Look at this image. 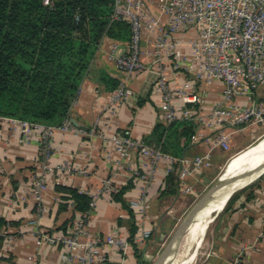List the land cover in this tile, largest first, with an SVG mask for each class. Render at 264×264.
Listing matches in <instances>:
<instances>
[{
  "label": "crops",
  "instance_id": "0c3cea01",
  "mask_svg": "<svg viewBox=\"0 0 264 264\" xmlns=\"http://www.w3.org/2000/svg\"><path fill=\"white\" fill-rule=\"evenodd\" d=\"M115 45L127 49L126 41L102 39L72 106L70 117L79 125L73 123L74 126L87 129L81 133L73 129H57L54 133L51 160L54 169L47 176L42 213L37 212V202L32 194L33 178L40 172L39 135L34 134L30 141L24 142L18 128L7 119L0 120V232L4 234L0 240V264H60L62 247L49 244L36 231H56L65 222L71 223L82 217V213L75 209L70 194L58 189L57 185L75 187L94 196L95 205L85 217L91 236L105 239L109 234H117L129 242L126 251L107 246L105 264L148 262L151 250L175 228L187 211L180 183L168 177L172 172L167 171L166 163L159 165L154 179L145 181L134 176L130 168L142 167L143 159L137 151H132L122 166L115 165L116 153L112 157L106 156L103 134L108 123V133L129 130L133 137L143 141L152 139L158 124H165L159 109L161 96L154 88L155 76L149 71L126 80L135 92L134 97L121 105L115 118L109 122L108 103L113 91L106 87L101 73L119 83L122 81L123 76L110 59ZM169 78L173 85H181L191 80L192 75L169 72ZM200 88L206 93L205 101L188 107L197 112H208L213 102L221 97L223 84L202 83L198 86ZM263 94L264 89H260L258 96ZM200 131L208 132L204 128ZM238 131L244 132L235 136ZM238 131L234 133L228 150L216 148L211 152V168L199 171L189 179L194 187L193 194H196L195 183L211 182L213 174L225 162L228 164L242 153L229 159L233 144H237V149L246 146L249 138L260 130L252 126ZM259 142L261 138L256 144ZM206 151V146L199 145L192 138L185 156L194 157ZM255 163L254 160L250 167L248 164L232 175L230 183L234 185L228 187L231 189L222 199L223 209L220 207L217 225L209 232L203 250L195 252L187 264H231L235 258L243 264H264V159L254 166L256 171L249 174ZM106 181L110 182L113 191H106ZM123 187H126L125 205L114 200L112 195ZM142 195H145L146 203L140 213L132 208L131 200ZM62 205L65 208L60 209ZM142 228L150 229L152 235L139 244L134 241V235Z\"/></svg>",
  "mask_w": 264,
  "mask_h": 264
},
{
  "label": "built area",
  "instance_id": "2783aa9c",
  "mask_svg": "<svg viewBox=\"0 0 264 264\" xmlns=\"http://www.w3.org/2000/svg\"><path fill=\"white\" fill-rule=\"evenodd\" d=\"M43 2L52 4V0ZM112 7L111 20L128 23L131 38L126 50L115 45L110 53L123 79L108 103L109 122L118 108L134 97L135 92L126 80L149 71L155 76L154 88L161 96L159 109L164 123L195 122L197 129L192 138L206 146L207 151L194 157H176L155 144L133 137L129 130L108 133V123L103 134L106 156L116 153L115 165L122 166L130 153L137 151L143 159L142 167L130 168L134 176L145 181L154 179L159 165L166 163L167 171L176 174L180 191L192 193L194 187L189 179L211 168L214 149L228 150L233 134L239 129L253 126L264 131V94L258 96L259 90L264 89V0H113ZM169 72L191 74L192 79L173 85ZM215 82H221L223 89L208 112L188 107L205 101L206 93L198 89L199 85ZM3 119L21 131L24 142L30 141L34 134L39 135L40 172L33 178L32 194L37 212L42 213L47 176L54 169L51 160L55 131L85 130L74 126L71 117L59 126L0 116ZM202 128L208 132L200 131ZM105 189L113 191L109 181L105 182ZM91 197L90 204L94 207L95 198ZM145 203V195L131 200L132 208L140 213ZM36 232L49 244L62 247L60 264H105L107 246L124 251L129 246L117 234H109L105 239L91 236L83 216L71 222L65 232ZM1 235L4 236L2 232ZM151 235L150 229H139L134 241L142 244ZM231 264L243 263L235 258Z\"/></svg>",
  "mask_w": 264,
  "mask_h": 264
},
{
  "label": "trees",
  "instance_id": "16d2710c",
  "mask_svg": "<svg viewBox=\"0 0 264 264\" xmlns=\"http://www.w3.org/2000/svg\"><path fill=\"white\" fill-rule=\"evenodd\" d=\"M43 1L0 0V116L59 126L70 118L102 39L128 43L131 30L128 23L111 20L113 0H52L50 5ZM101 79L109 90L119 85L104 72ZM196 129L191 120L158 124L152 139L145 142L181 157ZM175 175L168 177L174 180ZM56 187L70 194L75 209L85 218L92 209V197L75 187ZM125 191L123 187L113 192V199L125 205ZM69 224L56 231L65 232Z\"/></svg>",
  "mask_w": 264,
  "mask_h": 264
},
{
  "label": "bare ground",
  "instance_id": "6f19581e",
  "mask_svg": "<svg viewBox=\"0 0 264 264\" xmlns=\"http://www.w3.org/2000/svg\"><path fill=\"white\" fill-rule=\"evenodd\" d=\"M263 159H264V139L261 140V142H259L255 146L251 147L250 149L242 152L240 155H237L235 158H233L230 161V165L228 167L225 182L230 183L232 175L237 170L244 168L248 164L250 167V163H252L255 160L256 163L251 166L250 171H249V174H253V172L256 171L255 169H257L254 166L256 164H258L260 161H262ZM239 181H241V180H239ZM235 188L233 189V191L235 190ZM224 190H226V188L218 191L216 196H214L210 200V203H212V206H211V211H210L208 217H206V219H205L203 215H198L194 219L190 228L188 229V231L186 232V234L182 238H184L187 234L192 232L194 227L196 226L195 231L190 233L188 235V237H186L185 241L182 242L181 244H179V246L174 250V252L166 257L167 261L165 259L163 264H166V263H168V264H187V262L192 257V255L201 248L203 241L204 240L206 241V239L208 237V234L210 232V228H211L213 222L219 216L220 207L222 204V199L225 196V195L221 196L222 192H224ZM229 197H230V195H228L227 200ZM221 209H223V205H222Z\"/></svg>",
  "mask_w": 264,
  "mask_h": 264
},
{
  "label": "rangeland",
  "instance_id": "374dc122",
  "mask_svg": "<svg viewBox=\"0 0 264 264\" xmlns=\"http://www.w3.org/2000/svg\"><path fill=\"white\" fill-rule=\"evenodd\" d=\"M245 131V130H244ZM244 131H238L237 133H235L236 135L235 136H238V134H241L242 132ZM234 135V134H233ZM251 135V133H250ZM249 135V136H250ZM245 137H247L246 135H244ZM233 138V136H232ZM261 138V140L264 138V131L263 130H260L259 133L254 136V137H251L249 138V142L248 144H245L246 146H241L242 148H239L237 149L236 145L237 144H233V148L231 150H229V154H231V156L229 157V159L233 158L235 155L243 152V151H246V149H250L251 147L255 146L256 143L259 141V139ZM235 143V142H234ZM156 145V144H155ZM158 146V145H157ZM160 147V146H159ZM161 148V147H160ZM228 159V160H229ZM227 160V161H228ZM226 164L227 162H225V164L222 166L221 169H218L215 174H213V180H211V182H208L207 184H198V183H195V189H196V194H193V193H185L183 192V199H185V205L188 206L187 208V211L183 214V216L181 217L180 221L178 222V224L181 222V220L183 219V217L187 214V212L191 209V207L205 194V192L210 188V186H212V184L217 180V178L222 174V172L224 171L225 167H226ZM247 181V180H246ZM244 181V182H246ZM211 206L212 204L210 203V201L208 202V204H206V206L199 212L198 215H203L204 218L206 219V217H208V213L211 211ZM197 220V219H196ZM202 220V219H201ZM219 219H216L211 228H210V231L213 230V228L217 225V222H218ZM178 224L175 226V228L169 232L163 239H160L159 240V244H157V246H155L152 250H151V257H149V261L147 262V264H153L154 261L158 258V256L160 255V253L163 251V249L165 248V246L168 244L171 236L173 235L175 229L177 228ZM195 228L196 226L194 227L193 231H195ZM190 232V233H192ZM189 233V234H190ZM187 234L184 238L182 237H179L178 239H176V241L174 242V244L171 246L167 256H169L171 253L174 252V250L179 246V244H181L182 242L185 241L186 237H188ZM205 241V240H204ZM204 241H203V244L200 248V250H203V247H204ZM166 261H167V258H166Z\"/></svg>",
  "mask_w": 264,
  "mask_h": 264
},
{
  "label": "water",
  "instance_id": "95a60500",
  "mask_svg": "<svg viewBox=\"0 0 264 264\" xmlns=\"http://www.w3.org/2000/svg\"><path fill=\"white\" fill-rule=\"evenodd\" d=\"M72 122L75 125L79 126L73 119H72ZM82 129H87V128L82 127ZM229 165H230V162L226 165L224 171L217 178V180L212 184V186H210V188L205 192V194L191 207V209L183 217V219L181 220V222L178 224L177 228L175 229L173 235L171 236L168 244L165 246V248L160 253L158 258L154 261L153 264H163L164 263V260L166 259L167 254H168L171 246L176 241V239H178L179 237H183L186 234V232L190 228L191 224L193 223L194 219L198 216L199 212L206 206V204H208V202L214 196H216L218 191L226 188V190H224V192H222L221 196H224L228 193V190L231 189L228 187L234 185V184L225 182L226 174H227ZM231 194H232V192L230 193V195Z\"/></svg>",
  "mask_w": 264,
  "mask_h": 264
}]
</instances>
